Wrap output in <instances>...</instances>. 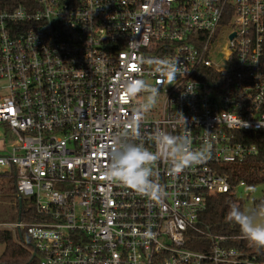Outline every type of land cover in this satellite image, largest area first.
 Returning <instances> with one entry per match:
<instances>
[{"label":"built area","instance_id":"obj_1","mask_svg":"<svg viewBox=\"0 0 264 264\" xmlns=\"http://www.w3.org/2000/svg\"><path fill=\"white\" fill-rule=\"evenodd\" d=\"M158 59H178L172 84ZM139 80L160 93L136 139ZM0 82V185L33 205L0 228L25 231L36 264H264L207 218L249 188L228 169L264 134V0H32L0 11ZM157 129L212 145L179 175L153 164L161 200L105 175L114 136L155 151Z\"/></svg>","mask_w":264,"mask_h":264},{"label":"clouds","instance_id":"obj_2","mask_svg":"<svg viewBox=\"0 0 264 264\" xmlns=\"http://www.w3.org/2000/svg\"><path fill=\"white\" fill-rule=\"evenodd\" d=\"M155 65V71L163 84L166 79L168 85L177 79L179 74L178 59L149 60ZM125 91L130 98L137 94L146 93L144 102L136 106L128 120L134 130V136L139 138V127L145 114L149 113L157 102L159 88L146 81H131ZM182 116L184 127L186 118ZM246 126V124H245ZM190 131V130H189ZM156 150H150L143 143L134 142L126 135L117 134L108 146L109 163L105 175L109 180L116 181L136 193L154 200H161L166 195L163 187L154 179L158 173L153 164L162 160L169 166L171 175H179L193 165H199L211 158L212 145L204 144L200 148H192V141L187 135H174L157 129L154 134ZM227 220L238 225L242 238L250 242L257 250H264V199L254 202L253 206L242 208L233 203L227 213Z\"/></svg>","mask_w":264,"mask_h":264},{"label":"trees","instance_id":"obj_3","mask_svg":"<svg viewBox=\"0 0 264 264\" xmlns=\"http://www.w3.org/2000/svg\"><path fill=\"white\" fill-rule=\"evenodd\" d=\"M32 0H0L1 10H13L19 5L29 4ZM249 142L255 144L257 152L248 156L243 162L231 164L229 166L230 180L232 184L244 181L248 187H255L264 184V134L257 133L250 135ZM10 185L6 189L1 185L0 192L4 191V196H15L14 181L9 180ZM2 193H0L1 195ZM264 199V188L260 198H255L254 202ZM242 202L234 194H222L217 196L211 206V214L207 217L211 229L216 234L227 235L230 238L229 244L237 247L248 255L254 254L257 259H264V250H257L249 241L242 238L238 225L227 220V213L231 204ZM19 208L21 214L18 213V219L27 220V209H33L32 201L28 198H21L17 204H13ZM0 244L5 246L3 253L0 255V264H36L37 261L33 256V244L25 231L13 230L9 228H0Z\"/></svg>","mask_w":264,"mask_h":264},{"label":"rangeland","instance_id":"obj_4","mask_svg":"<svg viewBox=\"0 0 264 264\" xmlns=\"http://www.w3.org/2000/svg\"><path fill=\"white\" fill-rule=\"evenodd\" d=\"M0 133L2 135L4 133L2 125H0ZM3 183H2L3 187L4 188L6 187V189L10 185L9 180L4 181ZM263 188H264V184H260L255 187H249L246 190L244 188L240 189L238 191L237 197L240 198L243 202L242 208H248V207L253 206L254 199L261 197ZM0 193H2L0 195V224L13 223L17 221L18 211H17V208L13 205L15 201V196H12V197L4 196V193H5L4 191H1ZM239 202L242 203L240 200ZM237 204L239 205V203ZM4 248L5 246L3 244H0V255L3 253Z\"/></svg>","mask_w":264,"mask_h":264}]
</instances>
